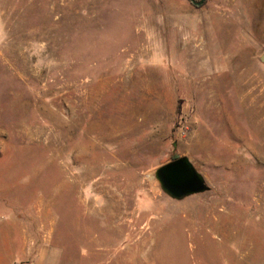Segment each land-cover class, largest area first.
Masks as SVG:
<instances>
[{"label": "rangeland", "instance_id": "374dc122", "mask_svg": "<svg viewBox=\"0 0 264 264\" xmlns=\"http://www.w3.org/2000/svg\"><path fill=\"white\" fill-rule=\"evenodd\" d=\"M263 13L0 0V264H264Z\"/></svg>", "mask_w": 264, "mask_h": 264}, {"label": "water", "instance_id": "95a60500", "mask_svg": "<svg viewBox=\"0 0 264 264\" xmlns=\"http://www.w3.org/2000/svg\"><path fill=\"white\" fill-rule=\"evenodd\" d=\"M205 0L195 3L201 5ZM264 65V51L259 57ZM162 192L172 200L180 201L186 197L208 191L202 176L186 157H180L160 166L154 174Z\"/></svg>", "mask_w": 264, "mask_h": 264}, {"label": "flooded vegetation", "instance_id": "af4514ba", "mask_svg": "<svg viewBox=\"0 0 264 264\" xmlns=\"http://www.w3.org/2000/svg\"><path fill=\"white\" fill-rule=\"evenodd\" d=\"M200 0H187L188 4L191 5L194 8L201 7L207 0H205L201 5L196 6L195 3L199 2Z\"/></svg>", "mask_w": 264, "mask_h": 264}, {"label": "trees", "instance_id": "16d2710c", "mask_svg": "<svg viewBox=\"0 0 264 264\" xmlns=\"http://www.w3.org/2000/svg\"><path fill=\"white\" fill-rule=\"evenodd\" d=\"M175 159H177V158H172V160H175ZM172 160H171V161H172Z\"/></svg>", "mask_w": 264, "mask_h": 264}, {"label": "bare ground", "instance_id": "6f19581e", "mask_svg": "<svg viewBox=\"0 0 264 264\" xmlns=\"http://www.w3.org/2000/svg\"><path fill=\"white\" fill-rule=\"evenodd\" d=\"M264 14V13H263Z\"/></svg>", "mask_w": 264, "mask_h": 264}]
</instances>
